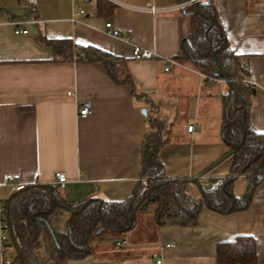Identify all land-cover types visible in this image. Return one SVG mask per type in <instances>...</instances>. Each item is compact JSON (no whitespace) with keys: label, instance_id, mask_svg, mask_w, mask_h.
<instances>
[{"label":"crops","instance_id":"obj_1","mask_svg":"<svg viewBox=\"0 0 264 264\" xmlns=\"http://www.w3.org/2000/svg\"><path fill=\"white\" fill-rule=\"evenodd\" d=\"M179 2L0 0V218L2 200L14 191L13 185L58 187L55 172L66 175L59 188L67 202L88 196L122 200L140 180L147 105L133 96L130 84L115 83L100 61L54 60L46 39L70 38L124 59L137 91L150 93L157 105L150 114L166 117L170 124L169 141L158 152L166 177H198L203 183L224 176V171L214 174L209 169L229 149L221 127V96L229 84L173 57L181 53V40L191 30L183 9L155 14L143 9L147 3ZM213 3L230 47L245 64V80L256 83L249 97V120L254 131L264 132V0ZM77 8L86 15L74 21ZM107 21L122 37L105 30ZM17 26L28 33H14ZM134 46L149 50L152 58H133ZM78 100L91 103L86 118L78 117ZM189 124L195 125L191 131ZM262 176L245 210L223 214L204 205L190 226H159L152 212L137 213L131 229L118 238L96 239L89 255L67 264H218L219 242L239 235L255 239V264H264ZM246 186L244 177H238L234 193L241 196ZM191 191L197 195L196 189ZM119 238L126 239L124 246L114 245ZM13 257L14 252L5 254L0 245V264Z\"/></svg>","mask_w":264,"mask_h":264},{"label":"trees","instance_id":"obj_2","mask_svg":"<svg viewBox=\"0 0 264 264\" xmlns=\"http://www.w3.org/2000/svg\"><path fill=\"white\" fill-rule=\"evenodd\" d=\"M99 7L110 9L107 4ZM183 10L190 16L191 30L181 40V53L173 57L209 78L224 79L229 84L221 96L222 140L229 149L209 169L214 174L224 171V176L203 183L198 177H166L158 152L169 141L170 124L166 117L150 114L157 105L150 93L137 91L124 59L70 38L46 39L54 60L100 61L115 83L130 84L133 96L147 105L140 180L129 196L117 201L88 196L67 202L59 187L46 183L14 190L2 200V218L14 257L2 264H67L68 260L89 255L96 239L106 234L118 238L131 229L137 213L152 212L159 226H190L197 222L204 205L223 214L247 209L264 173V132L254 131L249 120V97L254 88L245 80L247 69L227 41L213 0L198 1ZM240 176L247 186L238 196L234 182ZM216 257L218 264H255V239L239 235L233 241L219 242Z\"/></svg>","mask_w":264,"mask_h":264},{"label":"built area","instance_id":"obj_3","mask_svg":"<svg viewBox=\"0 0 264 264\" xmlns=\"http://www.w3.org/2000/svg\"><path fill=\"white\" fill-rule=\"evenodd\" d=\"M198 1H203V0H183V2H179L173 5L169 6H156L151 3H147L145 6H143V9L148 10L150 13L155 14V12H161V11H169V10H176V9H183L186 5L197 3ZM28 3L30 4H35V0H27ZM86 15V12L82 8H77L73 12V20L78 21L83 16ZM35 22H38V20H35ZM20 23V22H16ZM105 30H107L111 35L115 37H122L121 33L119 30L113 27L112 23L110 21L105 22L104 24ZM14 33L19 34L23 33L26 34L27 29H19V27H15L13 30ZM132 56L135 59L142 60V58H152V53L149 50L140 48L139 46H134L132 49ZM173 59H170V62H173ZM168 67H165V70ZM248 83H250L252 86L256 85V83L250 79H246ZM77 113L78 117L81 118H86V116L91 112V103L88 102V100H78L77 102ZM194 124H189L187 125V130L191 131L194 129ZM55 180L58 185V187H63L65 182H66V175L62 171L55 172ZM13 185V184H12ZM24 187V184L22 183H16L13 185V190L16 189H21ZM3 217V216H2ZM0 218L1 223H0V245L2 252L5 254H11L14 252V249L11 248L8 245L9 242V237L7 234V224L3 218ZM126 244V239L125 238H119L118 240L114 241L115 246H124ZM158 263H160V260H157Z\"/></svg>","mask_w":264,"mask_h":264},{"label":"rangeland","instance_id":"obj_4","mask_svg":"<svg viewBox=\"0 0 264 264\" xmlns=\"http://www.w3.org/2000/svg\"><path fill=\"white\" fill-rule=\"evenodd\" d=\"M174 123H176V122H174ZM137 216H140V214L138 213ZM106 235H108V234H106ZM106 235H104V236H106ZM104 236H103V237H104ZM108 236H110L111 239H112V237H113L112 235H108ZM108 236L104 237V239H107V240H108ZM104 239H103V240H104Z\"/></svg>","mask_w":264,"mask_h":264},{"label":"water","instance_id":"obj_5","mask_svg":"<svg viewBox=\"0 0 264 264\" xmlns=\"http://www.w3.org/2000/svg\"><path fill=\"white\" fill-rule=\"evenodd\" d=\"M146 112V109L143 107V109H141V113H145Z\"/></svg>","mask_w":264,"mask_h":264}]
</instances>
